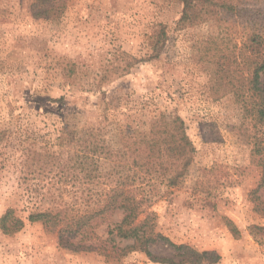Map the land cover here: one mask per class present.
Returning <instances> with one entry per match:
<instances>
[{"label":"rangeland","instance_id":"obj_1","mask_svg":"<svg viewBox=\"0 0 264 264\" xmlns=\"http://www.w3.org/2000/svg\"><path fill=\"white\" fill-rule=\"evenodd\" d=\"M33 1L0 0V131L6 132L0 146V217L11 208L25 219L31 209L54 202L83 208L74 199L79 191L63 184L60 169L21 166L26 149L63 157L75 150L66 146L64 126L77 133L99 128L115 146L118 125L147 130L152 118L176 114L196 152L178 186L146 189L156 231L177 245L219 256L203 264H264V236L248 231L251 225L264 227V217L247 200L259 177L243 137L250 130H243L247 124L232 95L216 99L210 91L216 63L205 42L218 34L216 26L205 22L175 30L181 6L173 0H67L57 20L33 18ZM157 24L168 34L160 57L127 75L115 73L123 53L150 55ZM70 65L72 74L66 72ZM71 175L66 172L67 182ZM42 196L47 200L40 203ZM119 218L116 212L109 220ZM225 220L238 229V238ZM24 222L12 236L0 232V264H106L96 253L58 248L39 223ZM104 230L105 225L96 229L103 239ZM120 264L161 263L133 252Z\"/></svg>","mask_w":264,"mask_h":264},{"label":"trees","instance_id":"obj_2","mask_svg":"<svg viewBox=\"0 0 264 264\" xmlns=\"http://www.w3.org/2000/svg\"><path fill=\"white\" fill-rule=\"evenodd\" d=\"M181 6L175 30L182 31L205 22H212L218 34L205 42L206 53L213 56L216 69L210 79V91L216 99L232 95L241 109L247 127L243 137L251 145L250 164L258 171L255 187L247 193L252 212L264 217V0H173ZM67 0H34L30 7L33 18L60 19ZM168 39L166 26L157 24L152 31L151 53L146 59L122 54V66L114 72L127 75L139 63L157 60ZM67 69L72 74L74 70ZM63 97L59 101H63ZM67 125V124H66ZM66 146L75 150L60 154L23 150L21 166L40 172L60 169L63 184L70 183L83 204L54 202L49 208L31 209L25 219L7 209L0 217V232L12 236L28 223H39L53 236L60 249L78 253L92 252L104 258L106 264H120L133 252L143 253L161 264L215 263L214 252L198 251L186 244H175L156 231L155 214L148 210L145 191L156 185L167 189L178 186L188 172L195 148L187 135V126L179 115L160 114L149 121L147 130L115 128L116 145L109 144L102 130L92 127L77 133L67 126ZM6 132L0 131V146ZM112 143V142H111ZM53 167V169H51ZM71 170L69 181L66 172ZM47 198L38 199L43 203ZM80 202V203H79ZM117 222L109 219L114 213ZM234 238L240 233L225 220ZM105 225L106 238L96 233ZM249 234L264 236V227L251 225ZM118 241H117V240ZM121 242H126L120 246ZM166 252L156 256L155 249Z\"/></svg>","mask_w":264,"mask_h":264}]
</instances>
